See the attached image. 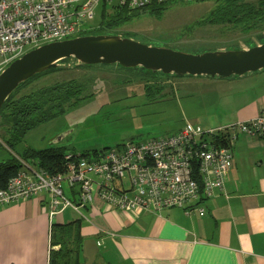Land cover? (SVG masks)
I'll return each mask as SVG.
<instances>
[{"label":"crops","instance_id":"crops-1","mask_svg":"<svg viewBox=\"0 0 264 264\" xmlns=\"http://www.w3.org/2000/svg\"><path fill=\"white\" fill-rule=\"evenodd\" d=\"M102 1L101 13L104 8L112 11L121 0ZM176 1L197 2L173 0L169 7ZM167 11L160 17L147 10L143 14L160 22ZM180 80L186 92L193 85L203 87L193 89L201 95L195 105L186 103L201 113H182L177 130L186 122L212 128L264 113V71L229 79ZM233 154L224 189L200 203L206 208L204 216L179 207L124 212L96 197L79 211L66 208L51 219L47 194L3 207L0 264H49L54 225L67 226L71 239L80 240L79 264L86 263L83 243L88 239L99 247L93 264H264V136L241 135ZM66 194L76 200L71 190Z\"/></svg>","mask_w":264,"mask_h":264},{"label":"built area","instance_id":"built-area-1","mask_svg":"<svg viewBox=\"0 0 264 264\" xmlns=\"http://www.w3.org/2000/svg\"><path fill=\"white\" fill-rule=\"evenodd\" d=\"M101 1L0 0V72L33 48L81 33ZM151 1L121 0L118 6L136 9ZM241 135L264 136V113L212 128L186 122L172 134L129 141L94 159L66 151L63 170L55 174L20 160V170L0 189V209L47 194L51 219L66 208L79 211L96 197L124 212L179 207L204 216L200 203L224 189ZM65 184L76 200L67 196Z\"/></svg>","mask_w":264,"mask_h":264},{"label":"rangeland","instance_id":"rangeland-1","mask_svg":"<svg viewBox=\"0 0 264 264\" xmlns=\"http://www.w3.org/2000/svg\"><path fill=\"white\" fill-rule=\"evenodd\" d=\"M102 2L95 18L83 25L80 32H89L98 27ZM213 6V2L198 4L176 1L168 7L160 22L141 13L130 22L106 32L193 54L246 47L250 42L259 43L264 37V29L242 31L229 26L204 24ZM70 79L89 80L85 95H93L27 132L13 149L3 143L5 132L0 128V162L10 156L24 160L20 154L25 149L39 150L50 146H64L70 152L84 153L86 157L94 159L97 152L115 149L129 141L172 134L179 128L182 113H201L194 106L187 108L186 103L195 105L194 101L200 99L201 95L193 89H202L203 86L193 85L190 91L194 93L190 95V91L186 92L185 87L178 85L181 78L145 80L139 72L114 64L60 70L42 77L27 90ZM148 87H151L152 95L146 93ZM187 87L189 89L190 85ZM180 99H183L184 108ZM65 190L68 193L67 184Z\"/></svg>","mask_w":264,"mask_h":264},{"label":"trees","instance_id":"trees-1","mask_svg":"<svg viewBox=\"0 0 264 264\" xmlns=\"http://www.w3.org/2000/svg\"><path fill=\"white\" fill-rule=\"evenodd\" d=\"M172 1L158 2L157 0H152L145 7L136 9H130L127 6H114L112 7L113 10L109 11V9L104 8L98 27L89 32H81L80 35L107 33L108 29L130 22L145 10L160 17L168 9ZM196 1L214 3L209 16L203 21L204 24L229 26L233 30L240 29L242 31L264 29V0ZM261 39H264V37ZM65 61H68V59H65ZM60 70L65 69H51L35 75L22 83L3 105L0 110V128H3L5 132V136L2 138L3 143L10 149H13L14 146L21 142L26 133L36 126L55 119L65 113L67 108L77 105L81 100L93 95H85L90 81L80 79L54 82L50 85L27 90L42 77ZM133 70L139 72L142 79L144 78L145 80L165 77L162 74L153 77L149 72L145 73L143 68H135ZM146 93L153 94L151 87L147 88ZM66 151L68 150L64 146H50L39 150L27 148L20 155L22 159L33 160L41 168L55 174L63 170ZM83 155L85 156L84 153ZM20 168L21 162L16 157L10 156L1 161L0 189L6 187L9 179L16 175ZM63 227L53 226L49 264H79L80 240L71 239V231L66 228L67 226L64 227L62 232L59 231Z\"/></svg>","mask_w":264,"mask_h":264},{"label":"water","instance_id":"water-1","mask_svg":"<svg viewBox=\"0 0 264 264\" xmlns=\"http://www.w3.org/2000/svg\"><path fill=\"white\" fill-rule=\"evenodd\" d=\"M113 64L125 69L143 68L153 77L158 74L178 78L242 77L264 70V39L257 44L250 42L246 47L198 54L145 44L131 36L110 33L84 34L46 43L29 50L0 72V110L22 83L37 74L51 69ZM98 252L96 240H86L83 243L85 264H93Z\"/></svg>","mask_w":264,"mask_h":264}]
</instances>
